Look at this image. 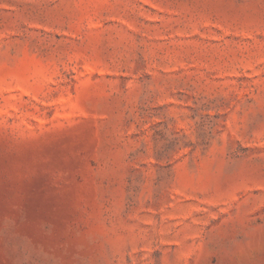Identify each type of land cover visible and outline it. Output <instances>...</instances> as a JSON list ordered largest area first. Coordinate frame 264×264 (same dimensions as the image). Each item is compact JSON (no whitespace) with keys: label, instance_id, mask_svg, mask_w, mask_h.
Wrapping results in <instances>:
<instances>
[{"label":"rangeland","instance_id":"rangeland-1","mask_svg":"<svg viewBox=\"0 0 264 264\" xmlns=\"http://www.w3.org/2000/svg\"><path fill=\"white\" fill-rule=\"evenodd\" d=\"M0 264H264V0H0Z\"/></svg>","mask_w":264,"mask_h":264}]
</instances>
